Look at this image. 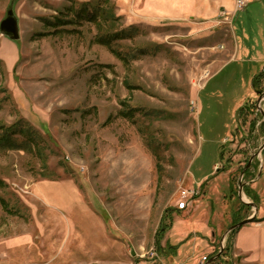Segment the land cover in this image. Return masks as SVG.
<instances>
[{
    "label": "rangeland",
    "instance_id": "1",
    "mask_svg": "<svg viewBox=\"0 0 264 264\" xmlns=\"http://www.w3.org/2000/svg\"><path fill=\"white\" fill-rule=\"evenodd\" d=\"M11 7L0 125L37 144L0 152V264H206L221 247L209 263L244 264L224 248L254 213L240 186L264 210V0L175 20L148 0H0V23ZM109 26L127 34L106 45Z\"/></svg>",
    "mask_w": 264,
    "mask_h": 264
},
{
    "label": "crops",
    "instance_id": "2",
    "mask_svg": "<svg viewBox=\"0 0 264 264\" xmlns=\"http://www.w3.org/2000/svg\"><path fill=\"white\" fill-rule=\"evenodd\" d=\"M160 1L161 0H148V5H151L152 7L155 8L158 5L163 7L161 9L157 7L156 9H153L151 11H153L152 12L153 14L164 13L165 19L167 20L180 19L178 17L179 14L183 18V16H185V14L188 13H190L189 18L191 19L192 18L191 13L194 12H196L198 15H203L205 17H208L216 13L217 8H215V6L222 7L223 12H229V13L232 12L234 14L235 12H237L235 10L236 0H163L162 2ZM243 1H244V5L239 11L248 12V3L250 2L259 3L262 0H243ZM199 3H201V5L200 7H197V4ZM192 8H195L196 11L192 12ZM238 52H239V48H236L235 54ZM257 76L258 74L255 76V78ZM238 200L240 203H243L239 198ZM200 206H195L193 208L194 211L195 208L196 209L198 208L197 210L199 211ZM187 207L182 210H186ZM182 210L177 208V211H182ZM258 214L259 215L256 216V221H252L250 223L244 224L233 232L231 236L232 238H230L232 243H230L229 245H230V250L232 248V251H234V253H231L229 255V258L236 257L239 262H242L244 264H264V210L258 211ZM198 215L200 214L198 213ZM194 216H193L194 220H189L187 222V226L192 229H194L195 226V228H197V231L199 233H204L205 230L204 227L203 228L196 227L198 220H195ZM187 226L185 227L186 229L188 228ZM193 233L194 231H192L190 234ZM190 234L187 235L190 236ZM187 235H185L184 237H186ZM189 238H191V236ZM199 250L205 252V247L202 246L200 247ZM214 256L215 255H213L212 257ZM191 261H192L191 253H189L188 257H183L184 264H190Z\"/></svg>",
    "mask_w": 264,
    "mask_h": 264
},
{
    "label": "trees",
    "instance_id": "3",
    "mask_svg": "<svg viewBox=\"0 0 264 264\" xmlns=\"http://www.w3.org/2000/svg\"><path fill=\"white\" fill-rule=\"evenodd\" d=\"M83 6H86V10L91 9V11H92L91 4L90 3H85V4H83ZM91 13H93V11ZM105 13H108V12H105ZM92 15H94V14H92ZM109 19L112 20V17H108V20ZM126 34L127 33L123 32V31H121V32L119 31L118 32L117 30H113V27H110V29H107L105 31V33L103 34V36L99 38V40H100V42H102V43H104L106 45H111V43L113 41L117 40L119 37L125 36ZM122 113H123L122 115L124 117H126L127 115H128V117H132V115H133L132 114L133 113L132 110H130L129 112L126 111V112H122ZM17 125L18 124H13V125H11L9 127H4V126L0 125V152H6L8 150H22V149L32 150L31 148H34V145H35L36 142H35V140L32 137L27 142H25V141H18L17 138L14 137V135H16L17 133H22L21 130H18ZM220 157H221V159L223 158L222 151L220 152ZM248 172H249V170L247 168L244 171L243 176L248 175ZM3 186H4V184L0 181V187H3ZM243 190H244V192L246 194H248L245 186H244ZM252 198L254 199L253 202L255 204H257L258 203L257 200H256L257 199V195H252ZM0 204L2 206H5L6 205L5 201L2 198H0ZM167 215L168 214H166V216ZM253 221H256V218ZM235 223L236 222H234V224ZM234 231L235 230L231 231V233H233ZM174 249H176V247H172L171 248L172 251ZM226 250L227 251L230 250V245H227L224 248V253H225Z\"/></svg>",
    "mask_w": 264,
    "mask_h": 264
},
{
    "label": "water",
    "instance_id": "4",
    "mask_svg": "<svg viewBox=\"0 0 264 264\" xmlns=\"http://www.w3.org/2000/svg\"><path fill=\"white\" fill-rule=\"evenodd\" d=\"M0 34H1L2 36H5V37L9 38V39L12 40V41H17V40L19 39L18 24H17V20H16V18H15V16H14V12H13V8H12V7L7 11V13H6V18H5L4 20H2L1 23H0ZM263 99H264V93H263L262 95L259 96V98H258V100H257V103L259 104ZM257 109H258V111H259V112L263 115V117H264V112H263V110H262L259 106H257ZM263 149H264V144L261 146V148H260V152H261ZM251 159H252V158H251ZM250 162H251V160L248 162L246 168L242 171L241 177L243 176L244 171H245V170L248 168V166L250 165ZM241 191H242V186H240V190H239V192H238V198H239L244 204H246V205H250L251 207H253V208H254V213H253V215H252L251 217L246 218V219H244V220H242V221H240V222H238V223H235V224H233L232 226H230L229 229H228V231H227V233H230L231 231L238 229L239 227H241V226L244 225V224H247V223L252 222V221L255 219L256 214H257V212H258V208H257V206H256V204H255L254 202L251 203V202H245V201L242 200ZM222 251H223V247H221V248H220V252H219L218 254H216V255L214 256L213 259L208 260V261L206 262V264H208V263L211 262L212 260L217 259V258L221 255Z\"/></svg>",
    "mask_w": 264,
    "mask_h": 264
},
{
    "label": "built area",
    "instance_id": "5",
    "mask_svg": "<svg viewBox=\"0 0 264 264\" xmlns=\"http://www.w3.org/2000/svg\"><path fill=\"white\" fill-rule=\"evenodd\" d=\"M244 5L243 0H236V7L235 10L239 11ZM225 15V13H223ZM197 192L192 189H182L180 191V200L178 202V209L182 210L185 209L193 200Z\"/></svg>",
    "mask_w": 264,
    "mask_h": 264
}]
</instances>
